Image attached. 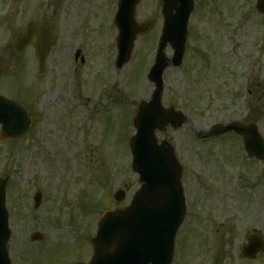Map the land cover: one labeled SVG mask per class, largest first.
<instances>
[{
  "label": "rangeland",
  "instance_id": "obj_1",
  "mask_svg": "<svg viewBox=\"0 0 264 264\" xmlns=\"http://www.w3.org/2000/svg\"><path fill=\"white\" fill-rule=\"evenodd\" d=\"M255 1L194 0L183 63L163 73L162 103L182 110L187 121L157 136L175 148L187 211L193 210L177 233L172 264H264V253L247 260L240 252L246 232L255 229L264 239L263 164L247 160L234 136H198L215 123L251 119L264 137V15ZM29 2L36 13L54 12L56 22L57 43L42 73L33 46L22 53L12 47ZM117 2L20 0L0 17V93L32 117L20 138L0 139V177L15 180L7 203L13 264L87 261L101 212L127 204L138 188L127 142L135 106L153 90L146 73L161 31V1H139L137 20L153 23L120 69L113 63ZM76 49L83 63L74 61ZM165 53L171 56L169 46ZM119 189L126 196L116 201ZM35 231L41 237L32 241Z\"/></svg>",
  "mask_w": 264,
  "mask_h": 264
},
{
  "label": "water",
  "instance_id": "obj_2",
  "mask_svg": "<svg viewBox=\"0 0 264 264\" xmlns=\"http://www.w3.org/2000/svg\"><path fill=\"white\" fill-rule=\"evenodd\" d=\"M138 0H119L115 23L117 38V66L121 67L130 57L136 35L145 31L151 22L135 21ZM163 25L156 56L148 78L155 83L149 102L141 101L133 116L136 133L129 139L132 169L138 173L140 188L128 206L105 211L98 222L97 232L91 243L93 256L88 264H171L174 238L181 224L185 209L179 184L180 167L173 149L164 142L157 143L154 132L171 121L178 127L185 120L180 112L161 106L162 72L169 65L178 66L186 41V26L193 8L192 0H162ZM259 12L264 13V0H257ZM23 37V36H21ZM173 49L170 60L165 57L167 45ZM42 60V57L40 56ZM30 124L28 113L15 101L0 96V137L17 138ZM235 130L243 136L249 156L264 159V139L254 125L237 122L213 127L215 133ZM5 180H0V264H9L6 254L8 237L7 211L4 206ZM116 199L123 197L117 192ZM263 248L254 240L244 250L253 257ZM80 264V263H76Z\"/></svg>",
  "mask_w": 264,
  "mask_h": 264
},
{
  "label": "flooded vegetation",
  "instance_id": "obj_3",
  "mask_svg": "<svg viewBox=\"0 0 264 264\" xmlns=\"http://www.w3.org/2000/svg\"><path fill=\"white\" fill-rule=\"evenodd\" d=\"M1 1H3V0H0V6H2V10L0 11V17H2L4 14H6V8H7V6L18 4L20 0H4V1H6V2H5V4H6L5 7L3 6V4H2ZM10 1H11V2H10ZM32 7H33V6H30V2H29L28 9L24 11V16H25L24 22H25L26 24H25V27H24L22 30L27 29L28 26H29L31 23H37V24H39L40 22H42V21H44V20H48V21H50L51 33H52L53 35H56V32H55L56 22H55V18H54V12H52V15H50V16L48 17V16H46L45 14H40V12H39V13L34 12V10H36V5H35V7H34V10L32 9ZM0 9H1V8H0ZM13 13H14V10L11 12V14H13ZM11 14H10V15H11ZM0 21H2V20H0ZM7 28H8V26H7ZM20 31H21V30H20ZM20 31H18V32H20ZM18 32H17V33H18ZM35 38H36V36L34 35V37H33V41L30 42V43L27 45L26 48H28V47H29V48H30V47L33 48V47H34L33 50H34V51L36 50V43H35V41H34ZM32 46H33V47H32ZM254 231H255V229L246 232V234L243 236V240L247 241L248 238H249V235L252 234V233H254ZM242 245H243V244H242ZM242 245H241V246H242ZM240 252H241V255H242V254H243V253H242V247H241ZM242 257H243V255H242ZM243 258H245V257H243ZM245 259H246V258H245ZM247 260H248V259H247Z\"/></svg>",
  "mask_w": 264,
  "mask_h": 264
}]
</instances>
